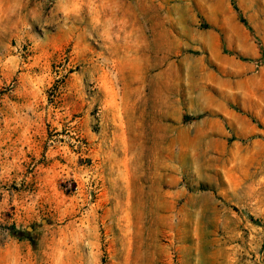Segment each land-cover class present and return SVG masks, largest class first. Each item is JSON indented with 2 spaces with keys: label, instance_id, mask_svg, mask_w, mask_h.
<instances>
[{
  "label": "rangeland",
  "instance_id": "obj_1",
  "mask_svg": "<svg viewBox=\"0 0 264 264\" xmlns=\"http://www.w3.org/2000/svg\"><path fill=\"white\" fill-rule=\"evenodd\" d=\"M0 264H264V0H0Z\"/></svg>",
  "mask_w": 264,
  "mask_h": 264
}]
</instances>
